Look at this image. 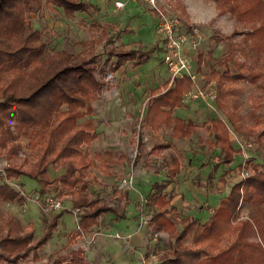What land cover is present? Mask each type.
<instances>
[{
	"label": "rangeland",
	"instance_id": "374dc122",
	"mask_svg": "<svg viewBox=\"0 0 264 264\" xmlns=\"http://www.w3.org/2000/svg\"><path fill=\"white\" fill-rule=\"evenodd\" d=\"M94 1H103L107 11L97 8L89 14L77 12L74 17H69L62 7L42 0L41 6L28 14V20L32 28L41 32V41L45 42L49 53L67 50L84 59L92 49L95 53H103L108 39H112L119 48L135 51L134 59L116 72L111 70L112 62L107 65L103 56L100 62L102 70L97 72V76L106 85L93 100L95 111L87 112L86 117L79 120L83 123L92 119L91 128L97 134L88 148L83 145L84 151L91 157L106 150L115 155L104 168L92 167L89 170L90 197L98 198L100 204L125 214L124 217L111 212L101 214L91 231L80 233L77 231L79 211L74 208L70 212L65 211L52 238L39 250L38 258L31 255L17 264H56L59 259L63 264H161L166 258L173 257L177 238L171 239L170 232L154 222L158 207L152 204L149 196L159 189L156 184L162 185V192L179 210L171 217L180 233L184 229L183 217H193L200 223L209 222L234 185L252 176V169H239L246 160L253 159L254 163L264 166V137L263 144L257 141L264 128V77L258 83L241 80L233 85L237 92L228 97L227 104L229 113L236 116L242 130L240 133L216 104V82L207 83L204 78L212 68L225 71L221 61L229 53L230 44L235 45L236 58L254 65L264 74V50L259 53L255 48V37L251 35L255 28L253 25L239 21L230 12H220L212 0H160L161 9L169 16L178 17L185 32L189 28L193 30L185 53L190 60L189 72L195 76V85L193 91L185 96L182 109H176L175 117L186 122L194 121L197 126L190 138H182L174 135L172 124H166L162 131L154 133L145 123L151 93L163 91L164 84L171 78L157 33L158 17L156 30L154 28L155 11L145 1L142 2L143 7H139L134 2L119 0L127 2V5L116 9L118 0ZM110 16L115 17L116 22L108 21ZM121 35L125 44L142 43L144 40L145 48L154 46L155 50L144 64L136 67V51L144 46L122 47ZM231 67L236 72L232 63ZM213 118L227 121L232 144L242 150V153L234 155L230 164H219L221 151L211 146L214 141L212 130L203 125L209 124ZM253 130L256 133H252ZM15 143L21 148L11 159L8 158L9 149L0 146L2 173L11 165H19L26 156L30 161L35 160V153L28 147L25 136ZM162 144H168V147L153 149ZM123 154L127 159L117 160ZM173 157L181 162V171L177 175H171L168 170L167 164ZM60 169L65 168L61 165ZM51 172L59 174L53 169ZM21 181L25 189L19 188L20 183L15 187L24 200L15 206L14 212L29 221L39 212L37 225L33 219L38 239L45 231L46 221L62 208L55 212L45 211L44 196L40 197L35 191L38 187L40 192L39 183L25 175ZM51 194H56L62 204L72 199L70 195L62 196L53 187L47 195ZM242 206L238 220H250L254 231L247 228L241 246L223 257L221 264H264V228L260 229L262 223L264 225V205L255 200H245ZM4 208L7 211L12 207ZM196 228L184 244L192 245ZM230 244L227 240L222 242L223 246ZM0 264L12 263L0 260Z\"/></svg>",
	"mask_w": 264,
	"mask_h": 264
},
{
	"label": "trees",
	"instance_id": "16d2710c",
	"mask_svg": "<svg viewBox=\"0 0 264 264\" xmlns=\"http://www.w3.org/2000/svg\"><path fill=\"white\" fill-rule=\"evenodd\" d=\"M47 1L62 7L69 17H74L77 12L89 14L97 9L85 0ZM212 1L216 2L220 12H230L239 21L255 27L251 35L255 37V48L261 53L264 50V0ZM41 3L42 0H0V146L9 149L8 158L11 159L21 148L15 141L25 136L28 147L35 153L34 161L26 156L19 165H11L4 173L7 179L22 175L35 179L40 185L41 196L48 194L51 187L62 196H72L74 209H78L80 215L77 231L85 233L91 231L101 214L111 212L124 217L125 212L102 205L98 198L90 197V181L87 180L89 170L92 167L104 168L108 162H112L115 155L106 150L91 157L84 151L83 145L88 148L97 134L91 128L92 119H86L83 123H79V120L85 118L87 112L95 111L93 100L106 85L97 76V72L102 70L100 62L103 56L106 57L107 65L112 62L111 70L116 72L134 59L135 51L119 48L112 39H108L103 53H95V49H92L91 54L84 59L67 50L49 53L45 42L41 41V32L32 28L28 20V14L40 7ZM154 50L153 46L136 51L138 56L134 66L144 64ZM228 51L221 61L225 71L212 68L204 78L207 83L216 82V104L240 133L242 130L235 114L229 113L228 97L237 92L233 86L235 83L241 80L258 83L264 74L257 71L254 65L236 58L235 45L230 44ZM199 60L203 61L202 58ZM231 63L236 72H233ZM194 85L195 80L184 75L167 81L165 89L159 94L151 93L145 116L146 125L159 131L164 124H172L174 135L190 138L197 124L173 117V113L176 108L183 106L185 96L193 91ZM203 125H208L212 130L214 141L211 146L221 151L219 164H230L235 154L242 153L241 149H236L232 144L226 120L213 118L209 124L207 122ZM252 133H256V130ZM263 137L264 128L257 137L260 144H263ZM167 147L168 144H162L153 149ZM120 159L126 160L127 157L123 154L118 156L117 160ZM61 165L66 170L65 174L52 178L50 167L57 168ZM167 165L171 175H177L181 171V162L176 157ZM247 168L253 170L252 176L245 177L234 185L209 222L200 223L193 217H183L181 223L184 229L180 233L171 217L178 214L179 210L162 192V185L156 184L159 189L149 196L152 204L158 207L153 217L154 222L159 228L167 229L171 239L175 236L177 238L173 257L166 258L161 264H221L223 257L241 246L245 230L249 228L254 231L250 220H238L243 202L255 200L259 205H264V166L249 159L239 169ZM2 175L0 172V178ZM16 199L23 200L20 191L7 183L0 184V200ZM61 216L62 212H59L47 220L45 231L37 240L34 238V229H26L19 220L10 218L6 224L7 232L0 235V260L17 264L31 255L37 259L38 250L52 238ZM196 226L192 245L184 244V240ZM263 228L262 223L260 229ZM223 240L231 244L223 246ZM56 264H63V260L59 259Z\"/></svg>",
	"mask_w": 264,
	"mask_h": 264
},
{
	"label": "built area",
	"instance_id": "2783aa9c",
	"mask_svg": "<svg viewBox=\"0 0 264 264\" xmlns=\"http://www.w3.org/2000/svg\"><path fill=\"white\" fill-rule=\"evenodd\" d=\"M142 1H145L152 10L155 11V14L158 17L157 33L162 42V49L165 53L164 61L170 70L171 80L173 81L184 75L191 76L195 80V76H192L189 72L190 60L185 53V46L188 43L190 34H192L193 30L185 32L178 17L169 16L165 10L163 11L161 9L160 0ZM115 4L117 8L124 7L122 1H116ZM21 187L22 186L19 185L20 189ZM44 202V210L50 212L57 211L62 208L63 205L62 200L56 194L47 195Z\"/></svg>",
	"mask_w": 264,
	"mask_h": 264
},
{
	"label": "crops",
	"instance_id": "0c3cea01",
	"mask_svg": "<svg viewBox=\"0 0 264 264\" xmlns=\"http://www.w3.org/2000/svg\"><path fill=\"white\" fill-rule=\"evenodd\" d=\"M119 1V0H118ZM129 2H134V3H136L137 5H139V7H143L142 5H143V1L142 0H138V1H136V0H128ZM89 2L92 4V5H94L96 8H100L101 10H102V8H104V11H107V9H106V5H105V3H103V1H94V0H89ZM138 2V3H137ZM126 5H127V2H124V6L126 7ZM147 7V6H146ZM115 9H116V6H115ZM84 14H87V13H85V12H83ZM152 13V12H151ZM77 14V13H76ZM153 14V13H152ZM153 22H154V28H155V30H156V26H157V16L155 15V14H153ZM114 18L115 17H113V16H110L109 18H108V21H111V22H116V20H114ZM122 26V25H121ZM145 26V25H144ZM122 35H123V33H122ZM122 35H121V38H120V45H139V46H144V48H141L142 50H144V49H147V48H145L147 45L144 43V40L143 41H141L142 43H133V44H125V43H123L122 42ZM150 46V45H149ZM122 68V67H121ZM170 80H171V78H170ZM160 93V92H159ZM159 93H157V94H159ZM176 109H182V107H179V108H176ZM176 109L174 110V113H173V117H175V116H177V114L175 115V112H176ZM146 116V115H145ZM164 126H166V124H164L163 126H162V128L159 130V131H154L151 127H148V128H150L154 133H159L160 131H162V129H163V127ZM51 169H53L55 172H59V174H57V175H55V174H52V172H51ZM63 170H65V169H63ZM62 169H60V167H50V169H49V173H50V176L53 178V177H59V176H62V175H64L65 174V172H66V170L65 171H63ZM1 171H3L2 169H1ZM22 177H23V175L22 176H20L19 178H13V179H7L6 178V176H5V173L3 172V175H2V177L0 178V184H4V183H7V184H9V185H11L13 188H15L16 189V185H17V183H20L21 185H22V187L25 189V186H24V184H22ZM17 190V189H16ZM35 191L37 192V194L41 197V195H40V193H39V189H38V187L35 189ZM24 192V191H23ZM47 196V194L44 196V200H45V197ZM67 196H69V195H67ZM70 197V196H69ZM24 200V199H23ZM19 202H22V200H18V199H16V200H14V201H3V200H0V235H2V232H4V233H6L7 232V230H8V227L6 226V224H7V221L10 219V218H12V217H14V218H16L17 220H19L25 227H26V229H29L30 228V226H33L32 227V229H35V224H34V222H33V219H34V221H35V223H36V225L38 224L37 222H38V220H39V217H40V214H39V212H37V213H35V216H34V218H32V220H26V219H24V218H22L21 216L19 217V215L16 213V212H14V208H15V206H17V205H19ZM64 204L62 205V210H60V212H62V216H61V218H60V220L62 219V217L64 216V214L66 213L65 211H71V210H73L72 208H74V206H73V200L71 199V201L70 200H67V201H65V202H63ZM3 204V205H2ZM12 207L11 208V210H9V209H7V211H5L6 209L4 208V207ZM5 209V210H4ZM59 211V210H58ZM65 212V213H64ZM8 213H10L11 215H9ZM35 231V230H34ZM43 235V234H42ZM41 235V236H42ZM40 236V237H41ZM39 237V238H40ZM34 238H35V240H37L36 239V237H35V233H34ZM38 238V239H39ZM41 249V248H40ZM39 249V250H40ZM39 250H38V254L40 253L39 252ZM33 256V255H32ZM29 259V258H28Z\"/></svg>",
	"mask_w": 264,
	"mask_h": 264
}]
</instances>
